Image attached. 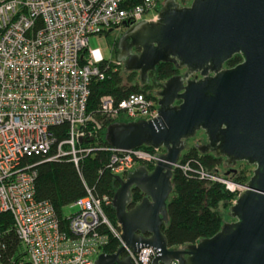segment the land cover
Listing matches in <instances>:
<instances>
[{
	"label": "water",
	"instance_id": "95a60500",
	"mask_svg": "<svg viewBox=\"0 0 264 264\" xmlns=\"http://www.w3.org/2000/svg\"><path fill=\"white\" fill-rule=\"evenodd\" d=\"M115 46L116 61L143 84L158 63L182 70L156 91L155 117L111 122L103 132L117 149H164L151 170L140 165L114 176L111 207L124 245L153 248L151 264H264V0H163L154 19L127 27ZM235 54L241 61L224 67ZM197 131L205 136L195 143L199 152L222 157L233 171L239 161L254 169L228 207L230 221L209 237L169 248L160 227L168 222L172 172ZM133 189L142 197L130 207ZM124 245L99 253L94 264H132L128 255L120 258Z\"/></svg>",
	"mask_w": 264,
	"mask_h": 264
},
{
	"label": "built area",
	"instance_id": "2783aa9c",
	"mask_svg": "<svg viewBox=\"0 0 264 264\" xmlns=\"http://www.w3.org/2000/svg\"><path fill=\"white\" fill-rule=\"evenodd\" d=\"M163 0H0V213L12 217L20 248L0 264H94L104 252L108 228L120 238V227L106 217L103 203L90 190L71 204V214L59 216L54 207L35 198L36 164L67 157L78 166L80 157L97 149L79 138L95 137L115 121L151 119L157 102L134 92L116 102L100 98V119L87 110L92 80L103 79L102 59L88 47L91 35L124 31L140 19H154ZM120 64V63H119ZM66 124V136L56 142L51 127ZM108 167L124 177L139 165H155L162 147L127 150L108 146ZM37 158L38 161H33ZM184 171L188 164L180 165ZM200 178L220 183L234 194L245 184L219 173L195 170ZM151 247L137 251L123 246L120 258L151 264ZM165 264V263H160ZM166 264H178L172 260Z\"/></svg>",
	"mask_w": 264,
	"mask_h": 264
},
{
	"label": "trees",
	"instance_id": "16d2710c",
	"mask_svg": "<svg viewBox=\"0 0 264 264\" xmlns=\"http://www.w3.org/2000/svg\"><path fill=\"white\" fill-rule=\"evenodd\" d=\"M139 1L133 0V2ZM238 60V56H233L227 64L233 65ZM115 66L116 64L112 62H102L100 67L104 73L103 79L92 80L90 84L87 110L95 119L102 117L99 112L101 96L109 95L118 102L131 93L141 92L157 102L158 97L155 93L161 88L162 83L179 73L172 63L161 62L148 72V82L143 84L139 79H135L136 72L120 73L113 68ZM66 130V124L51 127L56 142L66 136ZM90 138L93 139L90 140ZM80 142L81 145L94 146L97 149L83 154L78 166H75L67 157L52 161L33 159L38 161L35 166L37 171L35 198L48 201L59 216L63 214V206L86 195L87 190H90L95 197L99 199L106 197L109 201L118 187L115 175L108 167L110 151L104 149L109 145L104 141L103 133L95 137H82ZM178 163L188 164L190 170L173 168L172 190L167 201L168 222L160 227L169 248H178L184 244L194 243L199 238L213 235L222 224L218 211L219 203L230 204L234 196L222 184L200 178L195 172L201 167L207 172L218 173L217 166L222 163L221 157L214 156L212 153H201L196 146H191L184 153L181 152ZM146 167L150 169L151 166ZM233 173L235 172L228 174L229 179H234ZM141 197V193L133 189L130 207ZM103 210L109 221L115 225L114 210L109 202L103 203ZM101 231L109 238L103 251L114 252L118 247L117 238L106 227H102ZM0 242L4 244V261L10 259L20 248L19 239L13 230L12 217L7 212L0 213Z\"/></svg>",
	"mask_w": 264,
	"mask_h": 264
},
{
	"label": "rangeland",
	"instance_id": "374dc122",
	"mask_svg": "<svg viewBox=\"0 0 264 264\" xmlns=\"http://www.w3.org/2000/svg\"><path fill=\"white\" fill-rule=\"evenodd\" d=\"M179 4L181 5H187L190 3L191 0H176ZM122 31L119 30H112L109 33H103V34H96V35H91L88 40V47L89 49L93 50L95 53V59H102L105 62H112L116 64L115 67H113L115 70L120 71V73H124L122 64H119L116 61V41ZM128 72V71H127ZM135 79H138V74L136 75ZM205 142V136L202 131H197L193 137H190L186 140V149L182 151L184 153L187 151V149L191 146H196V144H201ZM158 154L164 153V151L159 150ZM142 165V164H141ZM140 166V165H139ZM145 166V165H144ZM138 167V166H137ZM218 173L220 175L226 176L228 178V174L231 175L233 173L234 181L244 183L248 180V178L252 174V170L254 169V166L248 165L246 162L239 161L236 162L235 165L233 166V170L228 169L223 165V158H222V163L217 166ZM228 172V173H226ZM232 179V178H231ZM230 191V190H229ZM232 194L233 192L230 191ZM234 195V194H233ZM234 196L230 202V204H224V203H219L218 205V211L221 216V220L223 221H230L231 218L228 213V207L232 204L234 200ZM78 207L73 204H67L62 207V212L63 214H71L75 211H77Z\"/></svg>",
	"mask_w": 264,
	"mask_h": 264
},
{
	"label": "flooded vegetation",
	"instance_id": "af4514ba",
	"mask_svg": "<svg viewBox=\"0 0 264 264\" xmlns=\"http://www.w3.org/2000/svg\"><path fill=\"white\" fill-rule=\"evenodd\" d=\"M132 51L133 52H136V51H139L138 49H136V48H132ZM233 56H238L239 57V60L235 63V64H237V63H239L240 61H241V56L239 55V54H235V55H233ZM232 56V57H233ZM231 57V58H232ZM228 61V60H227ZM227 61L224 63V67H232V66H234L235 64H233V65H229V64H227ZM136 72V71H135ZM179 72H182V70H179ZM137 74H138V72H136ZM197 77H199V75L197 74V73H194L192 76H191V78H197ZM148 82V81H147ZM222 158V157H221Z\"/></svg>",
	"mask_w": 264,
	"mask_h": 264
}]
</instances>
